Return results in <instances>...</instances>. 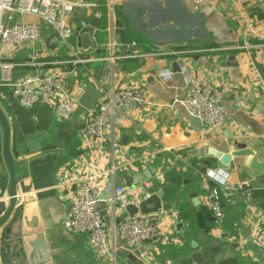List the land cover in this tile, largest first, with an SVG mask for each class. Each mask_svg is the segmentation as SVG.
<instances>
[{
	"label": "crops",
	"instance_id": "crops-1",
	"mask_svg": "<svg viewBox=\"0 0 264 264\" xmlns=\"http://www.w3.org/2000/svg\"><path fill=\"white\" fill-rule=\"evenodd\" d=\"M88 1L95 5L77 7L66 22L77 29L87 21L93 47L84 48V28L63 41L54 26L38 17L16 15L19 21L39 24L40 37L19 47L0 43V61L13 63L12 80L28 73L58 72L77 99L92 81L101 92L138 87L151 105L133 103L117 110L102 139L83 136L79 131L88 110L78 104L71 119L60 121L50 104L23 106L0 72V106L11 126V150L16 160H28L15 168L22 176L20 200L0 230V263L37 264L30 243L41 235L50 256L43 264H112L96 255L87 234L67 227L80 179L91 176L100 195L109 196L113 221L111 200L116 194L128 192V204H137L165 190L162 209L152 215L160 239L134 251L138 260L126 259L128 264H264L262 249L252 241L256 213L264 210V46L247 32L249 25L264 31V0H213V11L191 0ZM117 20L122 24L119 34ZM119 37L128 45L126 57L119 56ZM246 42L252 45L245 47ZM152 49L177 53L149 55ZM171 57L181 72L173 71ZM195 82L220 88L225 109L221 125L203 130L183 107L181 101ZM39 143L41 151L30 153L29 147ZM210 148L252 153L234 156L224 165ZM149 166L156 169L150 179L127 184L128 174L136 177ZM173 169L181 179L151 189L156 182L165 183ZM221 170L230 174L232 189L222 195L224 218L217 221L209 207L216 182L208 172ZM192 172L196 179L188 178ZM7 181L0 126V197ZM243 182L253 188L248 203L238 190ZM236 206L245 233L233 214ZM109 233L115 246L114 230L109 228Z\"/></svg>",
	"mask_w": 264,
	"mask_h": 264
},
{
	"label": "built area",
	"instance_id": "built-area-1",
	"mask_svg": "<svg viewBox=\"0 0 264 264\" xmlns=\"http://www.w3.org/2000/svg\"><path fill=\"white\" fill-rule=\"evenodd\" d=\"M197 5H207L210 10L213 0H191ZM95 3L88 0H0V43L19 47L27 42H34L40 37V25L34 22L17 20L16 16H36L47 24L56 28L58 37L66 41L77 31L88 26L87 21H82L79 28L66 22L67 18L74 16L76 8ZM247 32L254 37L260 45L264 46V31L249 25ZM252 44L245 43V47ZM176 51L152 49L149 55L175 54ZM84 58H78L82 62ZM14 65L10 62L0 61L2 77L9 83L13 95L18 102L26 107L35 103L50 104L54 114L60 121L73 117L78 107V99L70 92L62 74L28 73L12 80ZM164 75V74H162ZM184 75L189 81L188 72ZM222 92L205 82H195L191 93L181 103L189 115L197 117L203 130L212 129L221 125L225 120V109L222 104ZM138 103L147 108L151 102L138 87H125L120 89H107L92 110H88L84 123L80 127L83 136H94L102 139L105 135L106 125L115 112L122 107ZM158 135V133H157ZM214 179V186L209 194V207L217 221L224 218L222 195L230 191V174L226 170L208 172ZM239 191H243L242 201L248 203L253 197V188L249 183L239 184ZM130 194L120 192L111 200L114 222L121 239V245L134 252L147 243H155L160 239V226L152 220V215L137 213L133 216L124 215ZM100 189L91 176L80 179L75 195L69 207L67 227L74 233L87 234L89 245L100 258H109L112 264H128L126 259L118 256L115 246L110 243L109 227L99 214L98 204ZM5 201V200H4ZM256 229L252 241L264 253V210H258L255 216Z\"/></svg>",
	"mask_w": 264,
	"mask_h": 264
},
{
	"label": "water",
	"instance_id": "water-1",
	"mask_svg": "<svg viewBox=\"0 0 264 264\" xmlns=\"http://www.w3.org/2000/svg\"><path fill=\"white\" fill-rule=\"evenodd\" d=\"M90 24L92 26H95L93 21ZM116 28H117L116 33L119 34L120 28H122V24L118 20L116 21ZM82 38H83L84 48H88L89 46L93 47L94 43L89 34V27L84 28ZM116 43L120 47L119 56L126 57L128 45H123L120 37L117 38ZM100 53L101 50L98 49L95 58H98ZM170 61L174 72H181L183 70V68L179 66V63L175 60L174 57H171ZM101 96H102V92L100 88L94 82L89 81L88 83H86L84 92L79 97L78 103L81 107L85 108L86 110H92L99 101V98ZM199 124H200V120H199ZM0 126L2 129V156L8 173V181L6 183V187L2 186L5 192L0 197V208H3L2 210L0 209V230H1L2 226L8 221V219L14 212L20 200L19 186L22 181V176L16 173L15 168L22 164L26 165L28 160L26 158L19 160L15 159L11 150L10 122L8 116L6 115V113L4 112L1 106H0ZM41 149H42L41 143H39V145H34L33 147H29L30 153H36L38 151H41ZM209 153L220 159V161L224 165H228L234 156L249 155L252 153V151L250 149H238L232 152H222L215 148H210ZM201 155H204V150L201 151ZM201 170L205 172L207 171V167L201 166ZM155 173H156V169L153 166H149L146 171L138 173L136 177L131 176L130 175L131 173L128 174L126 176V182L128 185L142 184L145 181H147V179H150ZM164 194H165V190L159 189L154 193H151L150 195H146L145 197H143L137 204H128L125 208V211L129 216H133L137 213L143 215L157 214L163 207L162 198ZM192 196H197V194L193 193ZM3 198H6L7 200L6 203ZM108 199H109L108 194L100 195L99 204H98L99 214L103 217L106 225L114 230L115 249L118 256L123 259H127L132 262H135L138 260V257L134 254V252L128 250L127 248L121 245V239L119 237L118 229L116 225L119 222V219L116 221V223L112 220V216L109 213V209L107 205ZM233 214L237 217V220L241 224V227L245 233L247 229L245 223L243 222V218L240 213L239 206L233 208ZM152 220L155 222L157 221V219L155 218H153ZM34 227L36 226H33V228ZM41 239L42 236L39 235V237H37L35 241H32L30 243L33 256L39 257V262L37 264H43L45 260H48L50 258L49 253L46 250V244L43 243Z\"/></svg>",
	"mask_w": 264,
	"mask_h": 264
},
{
	"label": "trees",
	"instance_id": "trees-1",
	"mask_svg": "<svg viewBox=\"0 0 264 264\" xmlns=\"http://www.w3.org/2000/svg\"><path fill=\"white\" fill-rule=\"evenodd\" d=\"M197 177H198V175L195 172H192L188 178L193 180V179H196ZM176 178L181 179V173L176 171L175 169H173V170L169 171L168 176L165 180L166 181L165 183L156 182L151 189L157 190L159 187L167 188V186H170L169 183H174ZM0 209L2 210L3 208H0ZM182 215H183V213H182Z\"/></svg>",
	"mask_w": 264,
	"mask_h": 264
},
{
	"label": "rangeland",
	"instance_id": "rangeland-1",
	"mask_svg": "<svg viewBox=\"0 0 264 264\" xmlns=\"http://www.w3.org/2000/svg\"><path fill=\"white\" fill-rule=\"evenodd\" d=\"M16 16V15H15Z\"/></svg>",
	"mask_w": 264,
	"mask_h": 264
}]
</instances>
